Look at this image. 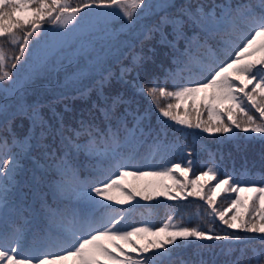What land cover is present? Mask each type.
Instances as JSON below:
<instances>
[{"label":"snow or ice","instance_id":"obj_1","mask_svg":"<svg viewBox=\"0 0 264 264\" xmlns=\"http://www.w3.org/2000/svg\"><path fill=\"white\" fill-rule=\"evenodd\" d=\"M171 130L264 146V0H0V264H176L178 249L179 264H264V147L260 173L205 162L195 221L134 222L137 196L189 187ZM220 191L250 195L217 208Z\"/></svg>","mask_w":264,"mask_h":264},{"label":"rangeland","instance_id":"obj_2","mask_svg":"<svg viewBox=\"0 0 264 264\" xmlns=\"http://www.w3.org/2000/svg\"><path fill=\"white\" fill-rule=\"evenodd\" d=\"M11 71H14V69H11ZM171 90V88H169ZM168 102L167 98H161V103L166 105ZM178 101L173 100L172 103L175 104ZM145 107H147L150 103L149 100L145 99L142 101ZM190 105V101L184 102L181 104V107L179 109H175V111L183 116L185 115V108ZM203 111V110H202ZM189 118L195 122L196 117L194 114L190 115ZM203 119L207 120V116H203ZM173 123V122H170ZM175 133V135L180 136L182 141L188 145V151L192 153V156L190 157L191 159L194 160V165H193V171H190L186 173L185 175L187 176V180L184 181L189 185L187 190L185 192H182L180 195V198L176 200H171L168 198V196L164 195H156L153 197L152 200L150 201H145L142 199V197L137 196L136 199L140 200V206H137L135 209H133V218L134 222L137 224V226H141L144 221H148L150 225L153 226H162L164 223L167 222V218L169 215L175 217L174 222H178L181 218H183L184 221H187L189 218H192L193 221H195L196 217L198 214L203 213L204 208L202 205H204L206 202L202 201L199 197H191L187 196V191H191V182L196 178V175H199L201 171L205 170L204 165L205 162L212 158V157H220L221 154H223L224 157V151L226 152L227 147L231 146L228 150L233 151V147H236V144H230V145H224L220 144L219 142L216 141L215 135H210L207 133H202L201 138L199 141L195 140L192 135H187L184 136L181 134L179 131L176 130H171ZM191 131V130H189ZM243 135V133H242ZM214 144V145H213ZM253 144H260L259 141H253ZM212 145V146H209ZM261 145V144H260ZM261 145V149H262ZM227 154H230L231 152H228ZM261 154V153H260ZM260 154H257L254 156L255 163L256 165L254 166H248V167H243L237 171L243 172V169H248V170H254L256 173H260L262 171L261 166H260ZM232 156H230L231 158ZM179 156L174 157L173 160L175 163H181V160H178ZM224 162V170L232 173V170H229L225 166ZM181 167H187V163L183 162L181 163ZM178 178L183 179L182 177ZM220 178V175H217V179ZM125 184L127 187L131 186H137V187H143L146 184H152L154 186H160V185H173L174 181L171 178H166V177H143L141 179H136L134 177H127L125 180L122 182ZM202 184H205L206 186L212 185L215 183V181L210 180L208 177H205L204 179L201 180ZM246 185L241 184V187H245ZM260 186V185H257ZM227 189L228 186H225ZM161 191L163 189H160ZM199 190V189H197ZM180 192V188L174 187V191L171 193V195H176V193ZM114 195L120 196L119 190H114L113 192ZM227 195L228 197H232L234 195H242L243 197H247L250 195V193L244 192L241 194H236V193H231L230 191L225 192V191H220L217 195L216 198V206L217 208L220 207H228L229 203L227 200L224 199V196ZM187 198L185 199L184 197ZM218 199V201H217ZM129 204H135V201H129ZM127 206V205H126ZM235 209H233V212ZM233 213L230 212L229 216L232 215ZM227 218V217H226ZM155 239V237L152 236H141V237H133V240H137L141 245H144L147 243L148 240ZM122 243V242H119ZM179 243V240L177 241ZM151 251H155V249H150L149 254ZM126 252H128L130 255L133 256V258L140 257L143 258L145 255L144 253H132L130 247L126 246ZM191 255V250H186V249H178L177 253L174 255L173 259L176 261V264H179L181 260H187L190 258ZM67 264H71V261H68Z\"/></svg>","mask_w":264,"mask_h":264},{"label":"trees","instance_id":"obj_3","mask_svg":"<svg viewBox=\"0 0 264 264\" xmlns=\"http://www.w3.org/2000/svg\"><path fill=\"white\" fill-rule=\"evenodd\" d=\"M71 2L72 3H79V0H71ZM4 49H5L7 56H8V63L10 64L12 62L13 56L18 55L19 53H18V51H15L14 46H12L10 44H5ZM9 70L11 71V69H9ZM204 120H205V118H204ZM216 135H219V134H216ZM216 141L221 144V142L219 140L216 139ZM209 146H212V145H209ZM230 147L231 146L225 148L226 152ZM245 148H246V150H245ZM233 151L234 152H231V150H228V152H231L230 154H227L224 151V153L228 156V158L224 157V162L226 163L225 166L229 170H232V171H233V169L239 170L240 168L247 166V164H249V163H255L254 156L261 153V145L260 144H253V142H251L250 144H245V146L243 148H238L236 145V147H233ZM221 156L223 157V154H221ZM230 156H232V157L230 158ZM178 160H181V157H179ZM217 201H218V199H217Z\"/></svg>","mask_w":264,"mask_h":264}]
</instances>
